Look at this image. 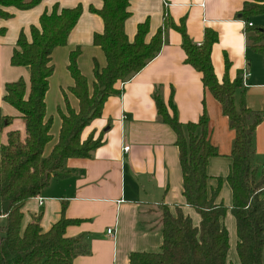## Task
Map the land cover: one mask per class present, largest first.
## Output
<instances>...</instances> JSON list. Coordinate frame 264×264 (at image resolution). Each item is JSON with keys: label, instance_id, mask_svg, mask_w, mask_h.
Here are the masks:
<instances>
[{"label": "crops", "instance_id": "crops-1", "mask_svg": "<svg viewBox=\"0 0 264 264\" xmlns=\"http://www.w3.org/2000/svg\"><path fill=\"white\" fill-rule=\"evenodd\" d=\"M245 1L253 0H130L127 7L130 14L124 22L128 40L133 41L138 24L148 20L146 41L162 27L161 49L123 86L115 83L119 93L107 97L100 116L90 120L81 131V140L91 136L100 140L99 146L88 157L66 158L63 169L67 174L52 177L38 196L26 200L21 208L22 229L32 223L46 232L60 219L64 209L66 218L78 221L66 227L65 235H83L88 239L89 252L76 255L72 264H129L131 253L160 252L163 206L173 216L178 212L189 216L193 226L198 227L201 217L186 203L182 193L176 134L157 113L154 100L157 94L167 106L172 98L181 123L197 122L203 112L208 117V138L218 155L208 160L207 193L211 196L218 188L214 201L227 207L222 219L229 241L226 264L239 263L235 219L230 212L231 189L226 180L234 131L219 102L203 86L201 73L185 62L180 32L174 26H164L163 19L167 14L175 26L183 22L188 37L197 45L203 41L205 28L217 32L218 40L210 55L215 76L222 82L225 59L230 63L226 73L230 81L248 71L246 86L241 84L234 93L235 105L239 106L243 88L245 105L264 112V63L262 55L247 44L248 27L243 26L240 15ZM54 5L59 9L81 5L82 10L66 44L55 47L51 53L53 72L48 78L45 106L46 117L52 119V139L44 147V156L58 139L59 111L66 113L64 95L70 107L78 109V100L69 91L73 85L67 69L70 52L80 49L77 66L90 90L94 64L99 68L106 65L104 52L93 43L94 34L103 31V21L93 11L101 8L102 0H40L28 9L7 7L5 10L11 16L0 18V111L14 119L1 132L0 142H6L9 130H19L21 139L25 137L24 120L4 100L8 82L22 79L27 92L29 89V69L10 63L17 38L23 33L30 40V27H39L40 15ZM253 17L247 20L253 26H262ZM167 108L171 114V108ZM126 146L128 150H124ZM251 162L255 182L263 185L259 197L264 199V119L255 129ZM38 197L43 199L41 204ZM107 228L113 229V236L106 233Z\"/></svg>", "mask_w": 264, "mask_h": 264}, {"label": "trees", "instance_id": "trees-1", "mask_svg": "<svg viewBox=\"0 0 264 264\" xmlns=\"http://www.w3.org/2000/svg\"><path fill=\"white\" fill-rule=\"evenodd\" d=\"M40 0H0V18L11 14L7 7L28 9ZM130 0H102L100 9H93L103 21L102 33L93 36V43L104 52L106 65L94 64L91 90L86 77L77 66L80 49L70 52L67 69L73 79L69 91L78 100L77 111L70 107L66 95V113L59 111L61 125L58 139L47 156L45 145L52 139V119L46 117L45 94L48 78L53 72L51 53L63 46L82 7L59 9L54 5L39 17V27H30L31 39L20 33L10 58L13 66L29 69V89L22 79L5 84L4 100L15 107L24 120L22 140L19 130H9L5 143L0 142V264H72L78 254L89 252L87 237L65 235L69 224L78 222L64 216L48 231L42 232L37 224L21 227V208L29 198L38 196L52 177L67 174L63 162L69 157H88L100 144L91 136L81 140V131L100 116L103 104L110 95L118 94L116 82H124L138 73L161 49L162 27L146 41L148 20L139 23L133 41H129L124 22L129 16ZM264 13V0L245 1L240 15L243 19ZM164 26H174L181 34L185 62L201 73V81L221 105L229 127L234 131L230 152L231 163L226 180L231 189L230 212L235 219L236 253L238 264H263L264 256V199L259 197L262 183L255 182V169L251 158L254 151L255 129L264 119V112L248 108L244 102V89L240 90V103L236 107L234 93L241 87V77L232 81L227 76L230 66L225 59L222 82L215 76L210 55L218 34L204 29L203 41L197 45L188 37L183 22L175 26L168 15ZM2 30H0V33ZM248 46L260 53L264 63V26H250L246 30ZM157 113L176 134L182 171L183 196L188 205L199 213V226H193L189 216L178 212L173 216L162 207V244L157 253L134 252L129 264H226L229 249L228 232L222 219L227 207L215 203L218 188L211 196L207 193L206 167L210 157L218 155L209 141L208 117L203 112L197 122L181 123L175 104L170 98L168 106L155 94ZM14 117L0 111V134L13 122ZM232 264V263H230Z\"/></svg>", "mask_w": 264, "mask_h": 264}, {"label": "built area", "instance_id": "built-area-1", "mask_svg": "<svg viewBox=\"0 0 264 264\" xmlns=\"http://www.w3.org/2000/svg\"><path fill=\"white\" fill-rule=\"evenodd\" d=\"M242 23H243V26H244V27H250V26L253 25L251 21L244 20V19H242ZM249 75H250V73H249L248 71H243V73L241 74V80H242L241 84H242L243 86H246V78L249 77ZM119 83H120V86H123V83H124V82H119ZM128 148H129V147L126 146V147H124V150H128ZM38 202H39V204H41V203L43 202V199L40 198V197H38ZM106 233H107L109 236H113L114 231H113L112 228H107Z\"/></svg>", "mask_w": 264, "mask_h": 264}, {"label": "rangeland", "instance_id": "rangeland-1", "mask_svg": "<svg viewBox=\"0 0 264 264\" xmlns=\"http://www.w3.org/2000/svg\"><path fill=\"white\" fill-rule=\"evenodd\" d=\"M248 3H252V1H247ZM254 20L256 21V24H261L262 26H264V13L259 14V15H255ZM259 26V25H258ZM263 264H264V256H263Z\"/></svg>", "mask_w": 264, "mask_h": 264}]
</instances>
